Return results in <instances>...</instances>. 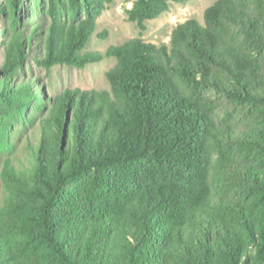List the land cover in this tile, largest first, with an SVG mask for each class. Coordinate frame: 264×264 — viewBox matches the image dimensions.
Wrapping results in <instances>:
<instances>
[{
	"label": "trees",
	"instance_id": "16d2710c",
	"mask_svg": "<svg viewBox=\"0 0 264 264\" xmlns=\"http://www.w3.org/2000/svg\"><path fill=\"white\" fill-rule=\"evenodd\" d=\"M8 1L0 189L29 212V236L59 264H264V0H217L169 45L106 52L91 41L107 0H67L64 19L50 0L49 25L33 28L20 27L23 0ZM187 1L128 0V19ZM31 56L46 69L114 58L111 91L48 99ZM13 252L0 218V264H20Z\"/></svg>",
	"mask_w": 264,
	"mask_h": 264
},
{
	"label": "rangeland",
	"instance_id": "374dc122",
	"mask_svg": "<svg viewBox=\"0 0 264 264\" xmlns=\"http://www.w3.org/2000/svg\"><path fill=\"white\" fill-rule=\"evenodd\" d=\"M217 0H188L185 4L173 3L170 9L160 17L146 21L142 25L130 22L127 11L133 7L128 0H107L105 9L97 19L96 34L106 35L105 39L92 37L91 50L106 52L111 47L121 46L129 40L140 39L147 44L158 47L169 45L173 30L180 24L190 20H196L204 24L205 12L213 6ZM37 0H23L16 13L20 19V27L33 28L31 22L49 25L51 17L47 14L50 0H39L38 5L43 9L35 14L33 9L37 6ZM56 10L61 13L62 19L70 14L67 11V0H56ZM0 64L4 61L6 39L10 33L11 6L8 0H0ZM40 40H34V42ZM41 49L38 48V50ZM37 47L34 50L37 55ZM29 63L24 64V70L31 81L37 80L36 89L43 87L44 94L49 99L64 94L68 90L81 91H111V84L107 74L116 66V59L105 57L102 61L90 64L85 68H77L68 65H56L50 69L40 66L31 56ZM23 79L20 73L16 75ZM2 77L0 76V80ZM0 114L6 116L5 108L0 105ZM29 134L36 135L37 125L27 126ZM30 137V136H29ZM21 156L23 161L25 154ZM9 157V152H4L3 158ZM16 201V196L5 185L0 189V218L6 226V231L14 237V258L20 264H59L52 251L42 242L32 239L28 233V222L25 221V210L22 203ZM13 230L14 232H12ZM13 233V234H12Z\"/></svg>",
	"mask_w": 264,
	"mask_h": 264
}]
</instances>
